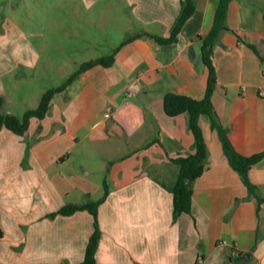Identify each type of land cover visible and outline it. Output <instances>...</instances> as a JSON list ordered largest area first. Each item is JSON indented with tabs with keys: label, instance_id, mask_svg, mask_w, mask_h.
<instances>
[{
	"label": "crops",
	"instance_id": "1",
	"mask_svg": "<svg viewBox=\"0 0 264 264\" xmlns=\"http://www.w3.org/2000/svg\"><path fill=\"white\" fill-rule=\"evenodd\" d=\"M83 1L91 10L98 0ZM119 1L129 7L119 13L130 14L131 23L142 31L116 53L114 65L82 72L75 96L66 94L74 89V80L55 95L34 129V146L26 141L33 122L23 136L0 130V264L83 261L93 218L86 211L48 218L75 202H67L64 183L56 189L45 171L78 151L89 119H96L90 125L94 134L116 113L113 120L119 130L140 127L148 136L152 130L159 141L136 147L135 156L114 167V189L97 211L101 238L96 264H264V158L247 173L256 190L249 195L229 164L218 132L200 116L208 149L206 168L192 183L190 214L173 221L170 191L178 167L170 158L191 155L195 146L187 113L169 117L163 108L166 92L203 98L208 70L200 59L201 45L220 9L228 29L220 31L212 53V104L238 154L249 157L264 151V97L258 96L264 90V60L249 47L264 56V0H228L221 7V0H193L195 11L172 45L136 36L168 37L182 0ZM106 4L108 12L110 1ZM0 16V113L17 116L13 108L21 97L10 88L16 78L38 68L40 53L18 33L11 13ZM32 106L35 109L36 101ZM45 128L51 136L42 138L37 132Z\"/></svg>",
	"mask_w": 264,
	"mask_h": 264
},
{
	"label": "rangeland",
	"instance_id": "2",
	"mask_svg": "<svg viewBox=\"0 0 264 264\" xmlns=\"http://www.w3.org/2000/svg\"><path fill=\"white\" fill-rule=\"evenodd\" d=\"M109 1L111 7L107 12L106 0H98L91 10L86 9L83 0H0V14L11 13L18 33L20 30L27 36L40 53L38 68L31 75L20 70L18 73L28 75L21 76L19 81L16 78L10 88L21 97L18 106L13 108L16 118L21 119L25 109H34V101L37 107L47 89L63 86L83 62L111 54L124 39L142 31L136 22L131 23L130 14L119 13L129 10L125 3ZM1 22L0 18V28ZM72 83L74 89L66 94L75 96L81 83L78 79ZM116 117L118 113L111 116ZM113 119H105V125L94 134L90 133V125L96 119H89L87 137L78 151L71 153L69 161L55 162L46 168L47 179L56 189L60 188L59 184L66 186L67 202L88 204L99 200L106 188L108 191L114 189V167L126 157L135 156L136 147L155 144L158 139L152 130V135L142 134L140 127L119 130L118 122ZM31 122L33 129L26 134V141L34 146V129L41 123L37 124L38 119H31ZM37 133L42 138L51 136L48 128ZM32 169L38 176V165L33 163Z\"/></svg>",
	"mask_w": 264,
	"mask_h": 264
},
{
	"label": "trees",
	"instance_id": "3",
	"mask_svg": "<svg viewBox=\"0 0 264 264\" xmlns=\"http://www.w3.org/2000/svg\"><path fill=\"white\" fill-rule=\"evenodd\" d=\"M228 0H221L220 7L224 6ZM195 11L193 0H182L181 1V12L177 16L175 23L171 29V33L166 38L151 36L148 33H140L136 37L149 36L151 39L155 40L157 43L164 44H175L178 41V34L181 32L185 22ZM223 11L217 12L214 18V28L213 31L206 36L202 41L200 59L202 63L206 66L207 80H206V90L204 96L201 100H196L188 95L177 94L173 92H166L163 96V108L164 113L169 117L177 116L181 113H187L188 115V127L194 138L195 152L191 155L176 154L171 156L170 162L178 167L176 174V179L173 186L171 187V193L173 195V205L174 209L172 211V218L175 221L181 214H190L191 203H192V185L189 186L188 183H192L205 171L208 149L204 140L203 131L199 125V117L205 116L210 123V127L216 130L218 137L222 143L225 155L229 161V164L233 169H235L241 176L245 186L248 189L249 195H254L256 193L255 188L247 177V173L251 167L264 158V151L256 153L252 156L246 157L244 155L238 154L230 144L227 132L221 125L216 111L212 104V93L216 87V70L215 65L212 60V53L216 41L218 40L219 33L222 30H227L228 28L224 24ZM135 37H127L122 41V43L114 49V51L106 56L99 57L93 60H88L83 62L79 70H77L63 86L47 89L41 96L38 106L35 109H26L22 118L18 119L10 114L0 113V130L2 128L8 129L10 132L23 136L27 129L30 127L31 119L42 120L50 109L51 102L55 95L66 89V87L85 70L91 69L95 66L112 67L115 63V56L120 49L131 42ZM249 46V45H248ZM253 49L261 60H264V56H260L257 50L253 46H249ZM3 105V98L0 94V109ZM108 190H104L102 197L92 203L83 204H66L62 208L58 209L48 215L49 218H54L57 214L70 216L79 211H86L89 213L94 222V228L85 248L84 259L80 264H96L95 253L99 247V241L101 238L100 225L98 222L97 211L100 204L107 197ZM3 237V231L0 224V238Z\"/></svg>",
	"mask_w": 264,
	"mask_h": 264
},
{
	"label": "built area",
	"instance_id": "4",
	"mask_svg": "<svg viewBox=\"0 0 264 264\" xmlns=\"http://www.w3.org/2000/svg\"><path fill=\"white\" fill-rule=\"evenodd\" d=\"M258 93H259L258 96L264 97V90H260Z\"/></svg>",
	"mask_w": 264,
	"mask_h": 264
},
{
	"label": "water",
	"instance_id": "5",
	"mask_svg": "<svg viewBox=\"0 0 264 264\" xmlns=\"http://www.w3.org/2000/svg\"><path fill=\"white\" fill-rule=\"evenodd\" d=\"M188 185L191 186V185H192V182L190 181V182L188 183Z\"/></svg>",
	"mask_w": 264,
	"mask_h": 264
},
{
	"label": "bare ground",
	"instance_id": "6",
	"mask_svg": "<svg viewBox=\"0 0 264 264\" xmlns=\"http://www.w3.org/2000/svg\"><path fill=\"white\" fill-rule=\"evenodd\" d=\"M234 253V252H233Z\"/></svg>",
	"mask_w": 264,
	"mask_h": 264
}]
</instances>
